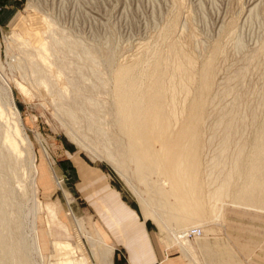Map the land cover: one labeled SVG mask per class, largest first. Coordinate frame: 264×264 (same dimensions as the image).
<instances>
[{
    "label": "rangeland",
    "instance_id": "1",
    "mask_svg": "<svg viewBox=\"0 0 264 264\" xmlns=\"http://www.w3.org/2000/svg\"><path fill=\"white\" fill-rule=\"evenodd\" d=\"M154 50L170 61L168 75L184 58L194 61V95L191 93L186 102L184 93L179 92V108L192 102L200 73L214 62L210 103L203 118L201 198L187 200L172 194L161 202L150 198L142 201L141 194L157 198L156 192L175 193L177 187L158 173L149 175L150 182L145 181L139 166L130 159L124 168L117 169L104 151L111 142L90 128L94 125L90 119L95 117L112 137V147L125 148L126 153L131 150L117 117L113 75L120 66L136 68ZM44 72L51 78L48 84L42 81ZM1 75L11 85L21 112V135L32 142L29 145L15 133L0 77L2 138L18 141L22 161L16 178L7 183L17 189L15 201L21 206L18 216L23 236L29 243L32 227L43 235L45 264L56 261L50 257L54 255L53 241H68L76 249L82 243L84 253L100 264L90 244L99 233L94 226L99 221L95 216L98 207H91L80 192L79 162L103 172L124 202L138 212L167 257L179 255L187 260L176 237L179 231L189 229L187 241L197 259L187 260L190 264H264V192L256 199L239 200L242 204L231 197L222 202L212 197L219 184L209 177L227 134L218 126L222 117L234 124L227 152L230 158L239 144L247 142L249 159L264 122V0H0ZM81 75L85 80L80 93L92 95L98 105L91 106L85 116L73 105L78 99L73 98L77 92L70 80L65 98L60 97L61 87L56 88L65 84L66 77L73 80ZM70 106L77 119L65 114ZM179 129L180 125L174 134ZM34 159L39 169L35 184L30 171ZM230 167L231 163L225 172ZM181 170L179 166L177 172ZM234 175V182L244 186L236 172ZM37 201H41V208ZM104 211L108 213L106 208ZM194 228L197 235L191 232ZM75 257L80 259L83 254ZM30 260L44 264L33 252ZM113 262L127 264L128 260L123 251L117 256L115 249Z\"/></svg>",
    "mask_w": 264,
    "mask_h": 264
},
{
    "label": "bare ground",
    "instance_id": "2",
    "mask_svg": "<svg viewBox=\"0 0 264 264\" xmlns=\"http://www.w3.org/2000/svg\"><path fill=\"white\" fill-rule=\"evenodd\" d=\"M66 43L69 48H72L70 42L66 41ZM154 51L151 57L140 59L141 61L136 65V68H132V65H130L131 68L129 66H120L113 75L116 81L115 95L118 100L115 104L117 117L121 130L128 138L127 144H129L131 150L128 149L129 152L126 153L125 148H123L124 151L122 148V151H120L115 145L113 147L117 148L113 149L112 137L110 138L109 134L103 131V126L101 127L97 123L101 121L95 117L90 119L92 123L94 122V125L90 127L92 125L90 123L89 127L93 128L92 131L96 130V132H99L103 139L111 142L104 146V151L107 153H105L107 160L111 164L116 165L117 169L124 168L125 161L130 159L132 162H136L137 168L139 166V172L145 181H148L150 174L158 173L162 175V179H170L177 187L175 193L166 190L156 192L157 198L152 195L145 196L141 194L140 198L142 201H147V198H150L161 202L165 199L163 197H169L172 194L176 195V198L187 200L201 198L204 195L201 181L203 168L200 155L204 147L202 135L204 127L203 118L210 103V84L215 72L214 62H209L208 66L200 73V77L198 76L200 84L196 89V96L192 97L194 98L192 102L189 105L186 103V105L179 108V92L182 95L184 93L186 102L189 101L187 97L194 93H192L194 84L196 83L194 61L191 58H184L173 69V72L168 75L170 61L168 60V63L166 59L162 58L160 50ZM148 53L150 54V52ZM169 53H173V49ZM44 74L45 72L43 76H48L47 73ZM46 76L43 78L41 75L43 79L41 77L40 79L45 84H48L51 78L48 76L49 80ZM0 77L4 84L2 91L8 99L9 112L14 119L15 133L31 145V140L26 135H21L23 133L21 127L22 115L15 104L12 87L4 76L1 75ZM178 78L180 79L178 80ZM65 80L66 82L62 84L63 86H59L58 88L56 85L58 90L61 87V90H59L60 97L67 94H64V92H66L65 90H69L68 81L70 80L69 83L75 86V92H77L73 98L74 100L78 99L73 102V105L79 106L84 116L88 115V110L91 106H98L92 95H85V97L83 93H80V91L84 90V75L73 80L66 77ZM81 99L83 101L86 99L87 102H82ZM70 107L66 108L65 114L69 115L72 119H77L78 115L76 111L73 107ZM60 108L63 109L64 107ZM3 114L4 111L0 107V116ZM181 118L184 120L182 121ZM222 119L217 124L220 127H224L227 134L221 140V155L213 160V169L209 172V177L219 184L212 197H218L219 201L222 202L224 198L230 199L229 197H231L235 203L242 204L239 200L243 198L256 199V197H260L262 192H264V122L261 124L259 137H256L257 139L252 146L254 150L250 152L252 154H250L249 159H247V142L239 144L235 154H232L233 156L230 158L227 152L230 150L231 130L234 124L231 121H225V116ZM178 125H180V129L174 134V129ZM250 145L252 144L249 143ZM96 155H99V153H96ZM20 163L22 161L20 160V145L18 141L13 137L4 136L2 138V128L0 126V264H34L30 260L31 252L40 256L45 264L46 257L43 253L41 241L43 235H41L37 228L32 227L30 229L31 235L29 234L31 236L29 237V243L26 237L23 236L21 232V215L18 216L21 206L20 203L15 201V196L17 195H15V191L17 189L11 188L7 183L9 179L11 181L13 177L16 178ZM229 163H231V167L225 172V167ZM179 166L182 169L180 173L177 172ZM30 171L31 182L35 184L39 173L35 159L31 161ZM234 171L238 175V181L245 183L244 186H238L234 182L236 180ZM18 180L21 181L22 179ZM36 204H38L39 208L42 207L41 201H37ZM186 230L179 231L180 234L177 235L176 242L181 245L183 252L188 255L187 240L189 238L187 237ZM49 233L51 235V230ZM181 238L183 241L180 240ZM90 244L94 250L96 262L112 264L113 249L104 242L102 236L100 237L99 235L98 240H90ZM52 245L54 255L50 257H55L56 261L51 264H95L94 260L84 253L85 246L82 243L79 244L77 249L68 241H53ZM76 253H82L83 257L76 259Z\"/></svg>",
    "mask_w": 264,
    "mask_h": 264
},
{
    "label": "crops",
    "instance_id": "3",
    "mask_svg": "<svg viewBox=\"0 0 264 264\" xmlns=\"http://www.w3.org/2000/svg\"><path fill=\"white\" fill-rule=\"evenodd\" d=\"M79 167L82 176V182L78 185L80 192L91 207H98L95 216L99 221L94 225L99 232L97 240L99 235L102 236L104 242L113 249V255L115 249L117 256L123 251L127 264H190L187 260L197 262L189 244L188 255L180 248L187 260L179 255L167 257L164 247L150 233L138 212L124 202L103 172L80 162ZM111 260L114 264L113 256Z\"/></svg>",
    "mask_w": 264,
    "mask_h": 264
},
{
    "label": "built area",
    "instance_id": "4",
    "mask_svg": "<svg viewBox=\"0 0 264 264\" xmlns=\"http://www.w3.org/2000/svg\"><path fill=\"white\" fill-rule=\"evenodd\" d=\"M192 232H196L195 230H193ZM200 232V231H199Z\"/></svg>",
    "mask_w": 264,
    "mask_h": 264
}]
</instances>
